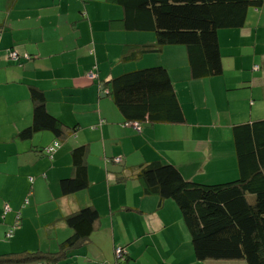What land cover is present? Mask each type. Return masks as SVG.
<instances>
[{
	"label": "crops",
	"instance_id": "0c3cea01",
	"mask_svg": "<svg viewBox=\"0 0 264 264\" xmlns=\"http://www.w3.org/2000/svg\"><path fill=\"white\" fill-rule=\"evenodd\" d=\"M123 19L117 0H0V264H40L23 262L25 253H61L58 264H117L118 248L128 264L217 263L197 261L177 204L147 195L137 176L161 162L191 183L239 178L232 129L264 120V3L244 28L219 32L223 74L204 80L192 78L183 46L129 60L156 37L128 32ZM158 66L170 74L186 123L144 124L139 133L108 84ZM34 91L63 125L62 137L20 139L33 124ZM55 143L51 160L44 151ZM82 147L90 187L65 195L61 183L76 176L73 152ZM86 207L99 213L96 230L62 250L73 235L66 217Z\"/></svg>",
	"mask_w": 264,
	"mask_h": 264
},
{
	"label": "trees",
	"instance_id": "16d2710c",
	"mask_svg": "<svg viewBox=\"0 0 264 264\" xmlns=\"http://www.w3.org/2000/svg\"><path fill=\"white\" fill-rule=\"evenodd\" d=\"M117 3L123 10L124 28L128 32L156 37L155 45L142 46L129 55V60L143 53L157 54L168 46H183L192 78L204 80L223 74L219 32L244 28L249 11L261 8L264 0H117ZM13 54L16 53H11V59ZM108 90L126 124L142 128L144 124L186 123L173 81L162 66L121 75L109 82ZM33 96L36 103L33 124L19 135L20 139L27 140L45 131L62 137L63 125L47 112L44 96L38 91ZM232 137L240 173L234 182L191 183L175 166L161 162L143 166L137 177L144 182L147 195L177 204L198 262L264 264V120L235 126ZM86 154L84 147L73 152L76 176L62 181L63 194H75L90 187ZM99 219V213L92 207L68 215L65 221L73 235L63 243L62 250L87 242ZM123 251L125 254L117 264H128L127 253ZM20 257L27 263L58 264L63 255L25 253Z\"/></svg>",
	"mask_w": 264,
	"mask_h": 264
},
{
	"label": "built area",
	"instance_id": "2783aa9c",
	"mask_svg": "<svg viewBox=\"0 0 264 264\" xmlns=\"http://www.w3.org/2000/svg\"><path fill=\"white\" fill-rule=\"evenodd\" d=\"M12 58L16 59V58H17V55H16V54H13V55H12ZM89 78H90L91 80H94V79H96V75H95L94 73H91V74L89 75ZM133 126H134V128H135V130H136L137 132H139V133L141 132V129H140V127H139L138 125H133ZM59 148H60V144H59V143H55V144H53L52 146L46 148L44 152H45V154H46L47 156H49V157L51 158V160H52V159L54 158L55 154L57 153V151H58ZM114 161L117 162V163H119V162H121V159H120V158H117V159H115ZM7 210H8V209H7ZM13 232H14V231H11V232H10V236H12ZM124 254H125V252H124L123 249H121V248H118V249L115 251V255H116V257H117V260H118V259H121V258L124 256Z\"/></svg>",
	"mask_w": 264,
	"mask_h": 264
},
{
	"label": "rangeland",
	"instance_id": "374dc122",
	"mask_svg": "<svg viewBox=\"0 0 264 264\" xmlns=\"http://www.w3.org/2000/svg\"><path fill=\"white\" fill-rule=\"evenodd\" d=\"M218 264H247L244 261H217ZM213 262L212 264H217Z\"/></svg>",
	"mask_w": 264,
	"mask_h": 264
}]
</instances>
